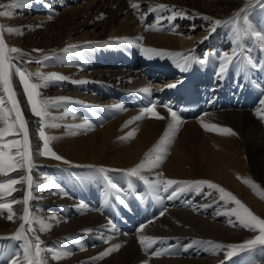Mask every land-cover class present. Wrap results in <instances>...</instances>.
<instances>
[{"label": "bare ground", "instance_id": "1", "mask_svg": "<svg viewBox=\"0 0 264 264\" xmlns=\"http://www.w3.org/2000/svg\"><path fill=\"white\" fill-rule=\"evenodd\" d=\"M9 3L10 0H0L3 5ZM132 3L139 4V9L131 8ZM160 4L182 13L183 18L178 15L171 22L163 19L157 24L158 17L172 15V10L167 9L148 11ZM245 5H249L248 21L264 35V6L258 0H29L23 8L12 9L11 17H0V24L20 29L4 33L6 43L25 54L13 63L26 72H55L68 78L51 82L39 91L41 99L70 98L49 108L43 129L45 135L55 137L49 141L50 149L70 163L56 160L51 154H39L43 151L40 120L31 112L13 71V89L27 122L35 167L30 173L18 169L0 175V182L32 176L30 214L51 227L40 231L34 220L36 232L29 233V238L34 242V237L39 236L43 249L72 253L55 260L50 252H43L47 264H143L145 260L148 264H264V246L225 260V250L213 254L210 245L194 243L239 244L259 234L233 227L229 220L235 221V216L219 214L236 205L225 204L218 191L201 185L199 191L188 189L168 199L170 189L169 193H159L161 199L157 200L149 195L142 180L124 171L139 163L163 135L171 121L165 106L171 107L181 118L179 130L160 167L142 174L149 180H156L162 173L164 179L214 182L264 219V199L243 182L249 179L264 190V120L257 115L259 109H264L259 103L264 99V51L254 36H242L244 55L257 62V68L242 71L240 61L234 60L220 77L217 73L221 56L225 52L231 55L236 47L234 26L221 24L209 35L215 20H228ZM4 10L7 9L0 8ZM141 16L145 17L143 22ZM153 26L161 30H146ZM237 26L246 27L243 19ZM141 36L143 40L138 39ZM205 36L208 39H203ZM69 44L78 47L62 51ZM138 45L172 55L149 59ZM190 51L194 59L187 71H181L177 63H182L183 55ZM44 56L50 58L43 60ZM29 59L33 62H27ZM201 60L205 63L198 62ZM189 73L198 82L201 106L184 112L178 89ZM30 79L39 82L36 77ZM74 80L87 83L75 84ZM169 84L176 86L168 88ZM143 87L151 88L150 96L139 92ZM0 96L5 98L6 107H11L2 86ZM153 103L165 119L146 116L125 126ZM113 105H122L123 110ZM65 111L75 115H64ZM84 121H89L91 127H68ZM51 124L60 127H50ZM202 124L231 128L237 135L206 131ZM4 126L0 119V127ZM133 129L136 131L132 138L120 139ZM6 139H22V134L11 133ZM100 167L105 172H99ZM45 177L53 183L48 184ZM108 180L119 191L111 189ZM15 188L10 195L0 193V203L21 201L12 205L11 221L6 209L0 210V237L12 236L23 222L19 218L29 190L27 182ZM81 204L85 207H79ZM162 211L165 214L160 216ZM141 225H146L142 232L138 231ZM140 235L161 239L146 251L138 242ZM113 244H120V249L103 259H90ZM22 245V240L0 239V264H10L17 254L22 256ZM163 249H169L167 254L152 255Z\"/></svg>", "mask_w": 264, "mask_h": 264}, {"label": "snow or ice", "instance_id": "2", "mask_svg": "<svg viewBox=\"0 0 264 264\" xmlns=\"http://www.w3.org/2000/svg\"><path fill=\"white\" fill-rule=\"evenodd\" d=\"M29 0H10V3L7 5L0 4V8H4L7 10L0 11V17H11L13 15L12 9H19L23 8ZM259 5L264 6V0H258ZM130 7L133 9H139V4L132 3ZM249 5H245L239 11H237L234 16L228 20H215L212 23V27L209 29V35L215 31L216 26L221 24L224 25H233V44L236 45L232 49L231 55L225 52L221 56V63L219 65V71L217 73L218 76L223 77L224 74L228 71L229 66L233 64L234 60L240 61L241 70L245 69H255L257 68V62H255L250 56L244 55V47L241 43L242 36H254L260 43L261 50L264 51V35L260 32L255 31L251 23L248 21L247 18V10ZM172 10V8L168 5H156L155 7H150L149 12H156L160 10ZM242 14H244L242 16ZM181 16L183 18L182 13H178L172 10V15L168 17H158L157 24L160 23V20L167 19L169 22L175 20L177 16ZM102 18V15H101ZM139 19L143 22L145 19L144 16L139 17ZM204 19L212 20L211 17L205 16ZM243 19L244 24L246 25L245 28H241L238 25V21ZM146 30H153L159 31L161 30L159 27L153 26L151 29ZM20 29L12 28V27H5L3 24H0V86H2L3 92L6 94L7 102L11 105V107L5 106V98L0 96V119L4 121V127H0V175H8V173L16 171L18 169L27 170L29 173L35 167L32 162V153L30 151L29 146V132L27 128V122L23 118L22 110L20 108L19 102L16 98V92L13 89L12 84V76L13 71L16 76H18L20 83L23 86V91L26 94L27 102L30 106L31 112L39 118L40 120V130L39 136L43 140V151L40 152V155H49L53 156L56 160H63L64 163H70L67 160H64L63 157L57 155L54 151H52L49 147V141L55 139V137H49L45 135L44 132V124L46 117L50 115L49 108L50 107H58L60 103L63 101L70 100L68 97H58V98H48V99H41V93L39 89L41 87H47L49 83L55 81H64L68 79L66 76L55 73H43L41 71H37L35 73L26 72L17 64L13 63L14 60H20L22 55V50L17 47H10L5 39L4 33H14L18 32ZM118 39H125V38H118ZM139 40H143V37H139ZM203 39H208V36H205ZM125 42L131 44L133 41L126 40ZM203 42V41H201ZM142 54H144L149 59L153 58V56H160L163 58L165 55H172L164 50H158L151 47H144L142 45H138ZM78 46L74 44L67 45L62 51L69 52L76 49ZM239 50V51H238ZM34 51H42L40 49H34ZM191 51H194L191 50ZM191 51L188 55H183L181 53H176L175 55H183V62L177 63V67L180 68L181 71H187L188 66L190 65L191 61L194 57L191 56ZM12 54H18L13 56ZM243 57V59H241ZM50 57L44 56L43 60H48ZM27 62H33L30 59ZM37 63H42V61H35ZM199 63L203 64L205 61L201 60L198 61ZM31 77L38 78V83H33L31 81ZM72 83L75 84H83L87 83L85 80H74ZM175 84L167 85L168 88L175 87ZM140 93L151 95V88L150 87H143L139 89ZM76 103H81L80 101H75ZM261 105H264V99L259 101ZM116 110H123L122 105H113L112 106ZM167 107L168 113L171 117V121L168 124L163 135L157 141L152 148H150L145 154L144 158L137 163L135 166L124 170L126 175L129 177H136L143 181L145 185H147L149 195L153 196L155 199H161L159 193H169L170 189L171 192L168 195V199L175 198L180 192L188 190V189H195L197 191L200 190L201 185H206L211 189H214L219 192L220 199L228 204L230 202L234 203L236 207L231 208L230 211H225L223 213H219L222 215L227 216H235L236 220L232 221L229 220L231 226L236 227L240 226L245 229H250L254 232L258 231V235L254 236L251 239H248L239 244H220L213 241H194V243H206L210 245V250L215 254L217 250H225V260H230L232 257L236 256L239 253L244 252H251L255 250L258 246H264V219L259 217L258 215L254 214L244 203L241 202L233 193L227 191L222 186L206 180L201 181H178L174 179H164L162 173L157 174L156 180H149L145 175L142 173L145 170H150L154 168H159L160 165L163 163L164 159L168 154V146L173 142V139L179 130V126L181 124V118L177 115L176 111H173L171 107ZM13 113L15 114L13 117ZM75 115V113H68L65 111L64 115ZM257 115L260 119L264 120V109H259L257 111ZM146 116L152 117L158 120H163L165 117L161 115L156 110V105L153 103L151 106L145 107L142 109L139 115L132 118V120L126 122L125 126L128 123H132L133 121H138L144 119ZM206 131H219L225 135H232L235 136V133L231 128L220 127L218 125L212 124H202ZM50 127H60L59 124H51ZM68 127H76V128H85L91 127L89 121H84L81 125L75 126H68ZM135 129L128 132L127 135L121 137L120 139H130L135 135ZM11 133L22 134V139H6L7 136ZM12 149H16L15 152ZM91 167V166H89ZM99 172H105L103 167L98 169ZM240 178V177H238ZM48 184H52L53 181L48 177H45ZM27 182L28 191L26 192L22 203L25 205L23 209V215L19 218L23 222L20 223L19 228L17 231L9 237H0V239H15V240H22V256L21 254H17L14 258L11 259L10 264H47V260L42 258L43 252H50L52 259L60 260L61 258H66L72 255L69 251H54L52 249H43L41 248V241L39 236L34 237L33 239L29 238V233H35L36 229L32 227L33 221L39 224L40 231H45L51 227L50 224H46L45 221L39 217L31 216L30 210L28 208L29 200L32 199V192L31 189L33 187V179L32 176L29 175H22L19 178H9L4 182H0V193L4 195H10L12 192L16 191L15 185L22 184ZM245 184L249 185L254 191L257 192L262 199H264V190H259V185L254 183L249 179H244L243 181ZM108 184L111 189L119 191L117 189V185L112 183L111 180H108ZM183 185V187H180ZM47 185H36L37 188L39 187H46ZM177 186V187H173ZM21 201H17L15 199L11 200L8 203H0V210L6 209L8 212V220H13V208L12 205L15 203H20ZM123 203V201H121ZM79 207L83 208L85 205L81 204ZM207 207V205H205ZM165 213L162 211L160 212V216H163ZM50 219H55V217H51ZM153 221H149L152 223ZM111 223V221L109 222ZM27 225V231H25ZM146 225H141L138 231H143ZM112 228L115 229V225H112ZM161 238H154L148 237L144 235H140L138 237V242L144 250H148L151 246L157 243L158 240ZM120 244H113L110 247L106 248L104 251L100 252L98 256L90 258L91 260L103 259L104 257L110 255L111 253L118 251L120 249ZM169 249H163L160 251H155L152 253L154 256H161L167 254ZM143 264H148V261L145 260ZM220 264H224V261H221Z\"/></svg>", "mask_w": 264, "mask_h": 264}, {"label": "rangeland", "instance_id": "3", "mask_svg": "<svg viewBox=\"0 0 264 264\" xmlns=\"http://www.w3.org/2000/svg\"><path fill=\"white\" fill-rule=\"evenodd\" d=\"M142 103V102H141ZM143 104V103H142ZM122 226V225H121ZM103 244H105V243H103Z\"/></svg>", "mask_w": 264, "mask_h": 264}]
</instances>
